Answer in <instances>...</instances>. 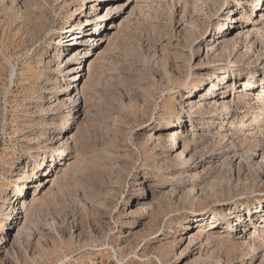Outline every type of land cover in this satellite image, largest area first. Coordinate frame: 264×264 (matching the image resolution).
Returning <instances> with one entry per match:
<instances>
[{
	"label": "rangeland",
	"instance_id": "1",
	"mask_svg": "<svg viewBox=\"0 0 264 264\" xmlns=\"http://www.w3.org/2000/svg\"><path fill=\"white\" fill-rule=\"evenodd\" d=\"M262 2L0 0V264H264Z\"/></svg>",
	"mask_w": 264,
	"mask_h": 264
},
{
	"label": "bare ground",
	"instance_id": "2",
	"mask_svg": "<svg viewBox=\"0 0 264 264\" xmlns=\"http://www.w3.org/2000/svg\"><path fill=\"white\" fill-rule=\"evenodd\" d=\"M264 0H263V2H262V5L260 6V7H263L264 8ZM102 16V15H101ZM100 15H99V17H98V19H97V23H99L100 21H101V17ZM88 24H90L89 22H84V28L85 29H88ZM72 30V24L70 25V28L67 30V33H68V31H71ZM85 30L83 29V32H84ZM66 33V34H67ZM78 33H81V32H78ZM96 33V32H95ZM85 34V33H84ZM84 34H83V36H84ZM68 36V37H67ZM67 36H65V37H67L66 38V40L64 39H62L63 41H64V43H66L67 42V40H69L68 41V44H72V40H73V38L75 37V38H82L83 36L81 35L80 36V34H76L75 32L73 33H68L67 34ZM74 36V37H73ZM63 36H61V38H62ZM91 37L92 36H90V39H91ZM61 38H59V39H61ZM92 40H94V39H92ZM75 43H77V40L75 41ZM76 67H74V69H75ZM75 73L73 74L74 75V77H76L77 75H78V73H79V70H78V68L74 71ZM209 77H212V78H217L218 76H214V75H210ZM221 78V77H220ZM73 81V80H72ZM244 81V80H243ZM245 82V81H244ZM213 85H216V83L214 84L213 83ZM246 85V84H245ZM170 132V134H174V133H176V132H174V129L173 130H170L169 131ZM52 151V150H51Z\"/></svg>",
	"mask_w": 264,
	"mask_h": 264
}]
</instances>
